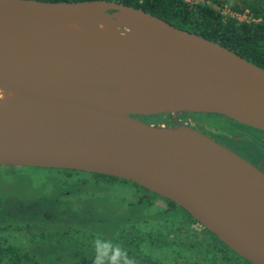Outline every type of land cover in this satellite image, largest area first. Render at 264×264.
<instances>
[{
    "label": "water",
    "instance_id": "obj_1",
    "mask_svg": "<svg viewBox=\"0 0 264 264\" xmlns=\"http://www.w3.org/2000/svg\"><path fill=\"white\" fill-rule=\"evenodd\" d=\"M99 19L130 24L71 51L24 46L33 31ZM116 73L153 99L123 101ZM0 80L28 108L0 114V165L77 170L124 179L184 209L234 253L264 264V208L231 190L264 174L190 126L149 115L212 113L264 131V69L217 42L109 0H0ZM251 97L250 106L240 99Z\"/></svg>",
    "mask_w": 264,
    "mask_h": 264
},
{
    "label": "rangeland",
    "instance_id": "obj_2",
    "mask_svg": "<svg viewBox=\"0 0 264 264\" xmlns=\"http://www.w3.org/2000/svg\"><path fill=\"white\" fill-rule=\"evenodd\" d=\"M255 1L203 4L224 26L262 23L250 7ZM149 117L140 119L155 125L176 120ZM96 239L119 245L135 264H247L185 211L130 182L0 165V264H94Z\"/></svg>",
    "mask_w": 264,
    "mask_h": 264
},
{
    "label": "bare ground",
    "instance_id": "obj_3",
    "mask_svg": "<svg viewBox=\"0 0 264 264\" xmlns=\"http://www.w3.org/2000/svg\"><path fill=\"white\" fill-rule=\"evenodd\" d=\"M120 27L123 28V31L128 32L132 25H123V23L105 19L81 21L46 31L29 32L21 39L20 44L31 47L42 46L55 51H71L101 36L118 34L121 32ZM115 78L121 85V100L134 105H143L153 99L150 89L143 82L124 73H116ZM240 99L252 107L258 106V102L251 97L241 96ZM30 103V98L23 90L10 87L0 80V114L25 110L30 106ZM225 184L249 204L257 208H264L263 188L243 180H229L225 181Z\"/></svg>",
    "mask_w": 264,
    "mask_h": 264
},
{
    "label": "trees",
    "instance_id": "obj_4",
    "mask_svg": "<svg viewBox=\"0 0 264 264\" xmlns=\"http://www.w3.org/2000/svg\"><path fill=\"white\" fill-rule=\"evenodd\" d=\"M40 1L57 2V1H85V0H40ZM109 1H115L135 8L142 9L145 12L151 13L152 15L180 29H184L196 33L198 35L207 38L210 41L217 42L221 46L237 53L244 59L264 69V21L262 23H257V24H253V23L235 24L233 21H231L230 23H228V25L222 26L219 15L214 11V9L211 6L205 5L203 3L190 5L180 0H142L141 2L139 0H109ZM250 7L255 13V15L262 17L264 20V0H257L255 1V3L253 4L251 3ZM144 118L146 119L150 117L144 116ZM57 170H63L67 172L70 171L79 172L77 170H66V169H57ZM92 174L96 177L107 178L111 181L130 182L113 176L96 174V173H92ZM130 183L144 189L143 187L137 185L136 183L133 182ZM144 190L150 192L146 189ZM150 193L153 195H157L152 192ZM170 204L173 205V207L175 206L179 209H182L172 201H170ZM182 210L185 211L184 209ZM186 214L193 221H195L187 212ZM209 233L212 234L211 232ZM212 235L225 248L232 251L226 245H224L214 234ZM245 262H247V264H252L247 260H245Z\"/></svg>",
    "mask_w": 264,
    "mask_h": 264
},
{
    "label": "flooded vegetation",
    "instance_id": "obj_5",
    "mask_svg": "<svg viewBox=\"0 0 264 264\" xmlns=\"http://www.w3.org/2000/svg\"><path fill=\"white\" fill-rule=\"evenodd\" d=\"M195 115L200 117L196 118ZM174 117L176 119L174 123L190 126L201 132L242 157L264 174V131L219 114L183 112Z\"/></svg>",
    "mask_w": 264,
    "mask_h": 264
},
{
    "label": "clouds",
    "instance_id": "obj_6",
    "mask_svg": "<svg viewBox=\"0 0 264 264\" xmlns=\"http://www.w3.org/2000/svg\"><path fill=\"white\" fill-rule=\"evenodd\" d=\"M94 243L97 253L94 264H135L134 259L129 258L127 251L119 245L100 239H96Z\"/></svg>",
    "mask_w": 264,
    "mask_h": 264
},
{
    "label": "built area",
    "instance_id": "obj_7",
    "mask_svg": "<svg viewBox=\"0 0 264 264\" xmlns=\"http://www.w3.org/2000/svg\"><path fill=\"white\" fill-rule=\"evenodd\" d=\"M186 3L189 4H198V3H203V0H184ZM248 13V11H246Z\"/></svg>",
    "mask_w": 264,
    "mask_h": 264
}]
</instances>
